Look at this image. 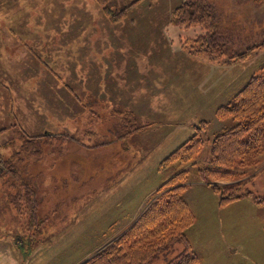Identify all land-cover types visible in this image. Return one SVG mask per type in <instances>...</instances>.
<instances>
[{"label": "rangeland", "instance_id": "rangeland-1", "mask_svg": "<svg viewBox=\"0 0 264 264\" xmlns=\"http://www.w3.org/2000/svg\"><path fill=\"white\" fill-rule=\"evenodd\" d=\"M135 1L106 0L109 9L104 10L97 0H0V241L20 245L31 236L26 220L30 210L25 207L32 202L30 186L37 192V214L48 217L54 236L79 232L78 240L62 251L68 260L62 264H83L110 244L143 212L150 186L182 169L190 171L191 184L184 193L189 204L188 198L193 199L187 194L195 184L210 187L219 203L213 183L238 181L254 190L245 196L250 201L264 199V150L240 170L241 176L208 174L213 171L214 136L236 124L217 119L216 110L232 102L260 71L264 48L231 63L194 54L185 41L200 28L181 29L171 21L182 0ZM229 1L235 15L232 26L253 28L254 35L264 28V0ZM201 121L208 126L196 165L159 164L136 188L144 191V198L126 197L110 206L119 196L116 180L133 172L137 162L164 154L161 163L196 133ZM23 131L47 136L41 155L23 152L21 163L12 157L22 149ZM10 140L13 146H8ZM200 168L207 170L206 181L198 176ZM192 202L196 222L188 237L192 245L195 240L203 264H264V241L255 222L241 219L244 213L255 214L254 208L245 207L248 199L222 209L230 213L224 230L204 224L211 216L218 220L212 200L202 195ZM237 205L241 207L232 213ZM234 226L238 236L231 233ZM183 249L176 243L150 264H166Z\"/></svg>", "mask_w": 264, "mask_h": 264}, {"label": "trees", "instance_id": "trees-1", "mask_svg": "<svg viewBox=\"0 0 264 264\" xmlns=\"http://www.w3.org/2000/svg\"><path fill=\"white\" fill-rule=\"evenodd\" d=\"M97 1L104 10L109 9L106 0ZM140 1L136 0L134 4ZM123 14L125 11L117 12L120 17ZM231 19H235V15L229 0H182L171 15L172 23L181 29L200 28V32L185 41L190 44L189 50L194 54H208L210 59L219 63L245 60L255 51L264 48V28L254 35L253 28L232 26ZM215 115L219 120L232 119L236 124L223 128L214 136L210 158L213 171H208V174L219 178L234 174L236 177L241 176L238 174L240 170L256 162L257 154L264 150V64L238 90L233 101L219 107ZM131 124L133 128L136 125L133 118ZM207 126V121L196 124V133L166 156L160 166L176 163L196 165V157L206 141L203 135ZM131 130L127 129L126 132L130 133ZM23 132L22 149L17 150L12 157L21 163H24V157H21L23 152L41 155V146L45 143L43 139L47 136L26 135ZM14 142L10 140L8 146H13ZM37 144H41L40 147H36ZM14 156L18 157L15 159ZM6 164L11 165V162ZM14 170L8 167V171L13 173ZM206 172L204 168L199 169L198 176L204 181L207 180ZM24 179L27 180L25 176ZM190 184L189 169H182L170 176L150 196L135 222L83 264H150L176 243H181L184 249L166 264H200L201 257L193 249L188 237V229L196 222L184 195ZM247 185L238 181L225 186L213 183L212 187L219 196L220 206H227L254 194L251 186ZM28 191L33 197L32 202L25 206L30 210V217L26 220L31 232L30 238H33L42 232L45 220L37 214L39 204L36 203V189L30 186ZM258 199L259 203H264L262 197Z\"/></svg>", "mask_w": 264, "mask_h": 264}, {"label": "crops", "instance_id": "crops-1", "mask_svg": "<svg viewBox=\"0 0 264 264\" xmlns=\"http://www.w3.org/2000/svg\"><path fill=\"white\" fill-rule=\"evenodd\" d=\"M124 97L122 96L121 100ZM131 103V101L129 102ZM180 141H182V139H177L175 144L170 145V147H173L175 145H177L178 143H180ZM172 143L171 142H164L162 143V146L164 147V145L166 147H168V145ZM171 149V148H170ZM164 155V154H163ZM162 156L160 157H154L152 160H144L143 162H137L136 164V169L133 172H128L127 174H124L123 176H121L118 179V183L116 180V183L119 187L120 190L119 192V196L116 197L115 199L111 200V207L114 204H120L121 200H123V198L129 197L130 199H133L134 197L139 196V194L143 196V198L145 197V193L144 191H140L138 192L136 190L137 186L140 185V183L142 181H144L145 179H143L144 177L146 178L148 175L152 174L153 172H156L159 168V164L160 161L162 159ZM137 158H140V156H137ZM132 173V174H131ZM170 176H165V178H160L158 181H156L154 184H152V186H150V189H148V193L151 195L158 189V187H160V185H162ZM143 179V180H142ZM193 188H197L194 189L196 191L192 192ZM192 189H190V192L187 194L188 197L189 195H192V199H189L190 204L192 205L194 211V204L192 201L197 200L199 201V199L201 200L202 195H205V197L208 199V201L212 200V204H210L211 208L215 211V212H219L218 215V220L217 222L213 221V217L211 216L209 220L204 221L205 225L207 227H209V225H212L216 230H224V224H228L229 223V215L230 213H222V209L223 210H227L228 208H230L231 206L238 204L239 202L248 199V204H245V207L247 208H254L255 214H253L252 216L248 215L247 213L242 214V218L240 217V215L238 216V219H246L251 221L252 223L255 222V226L258 232V237H260V242L264 241V208H263V204L264 203H259L256 200L251 199V201L249 200L250 198H242L238 201H236L235 203H232V205H227V206H220L218 203V199L217 196L215 195V193L213 192V190L210 187L207 186H203L202 184H195L194 187ZM131 191H134L133 195L129 196V193ZM192 192V193H191ZM112 194H114L116 196V192L112 191ZM150 195V196H151ZM196 196V197H195ZM253 202V203H252ZM125 204H128V200L126 202H124ZM241 205H237L236 207H234L233 212L232 213H236L238 208H240ZM231 209V208H230ZM263 210V212H261L260 210ZM229 210V209H228ZM139 211V210H138ZM231 213V214H232ZM234 215V214H233ZM262 218V219H260ZM47 218H44V220ZM256 220V221H255ZM240 222V220H239ZM198 224V222H197ZM209 224V225H208ZM239 226V223H238ZM235 228L232 229L231 233L233 236H238V227L234 226ZM197 228V227H196ZM196 230V229H195ZM242 230V229H241ZM243 231V230H242ZM210 233H214V232H210ZM254 235V234H253ZM79 232H68V233H62V234H56L54 236V232H53V227L52 224L49 225V221L45 220L44 221V225H43V230L41 233H39L38 235L34 236L33 241H31L30 237L28 239H25L23 242H21L20 245H18V243L16 242H5L4 240L0 241V264H62L61 262H67V257L66 255L63 256V252L69 244L73 243L74 241L78 240L79 238ZM38 237H40L41 239H38ZM55 238V239H54ZM192 239V237H191ZM41 240V241H40ZM33 242V245H30V243ZM193 247L195 249L196 252V246H195V240L193 241ZM225 245L229 246V243L225 242ZM231 252H233L231 250ZM233 255V253H232ZM201 257V263H204V260ZM203 262V263H202ZM209 264H215V261H211ZM233 264V263H232Z\"/></svg>", "mask_w": 264, "mask_h": 264}]
</instances>
